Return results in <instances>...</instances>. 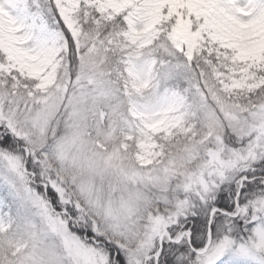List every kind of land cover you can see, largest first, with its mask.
Returning <instances> with one entry per match:
<instances>
[{
    "label": "snow or ice",
    "instance_id": "1",
    "mask_svg": "<svg viewBox=\"0 0 264 264\" xmlns=\"http://www.w3.org/2000/svg\"><path fill=\"white\" fill-rule=\"evenodd\" d=\"M0 264H264V0H0Z\"/></svg>",
    "mask_w": 264,
    "mask_h": 264
}]
</instances>
